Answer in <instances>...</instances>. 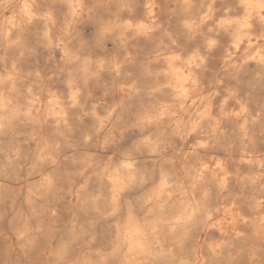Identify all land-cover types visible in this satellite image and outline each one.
I'll return each mask as SVG.
<instances>
[{
	"label": "clouds",
	"instance_id": "1",
	"mask_svg": "<svg viewBox=\"0 0 264 264\" xmlns=\"http://www.w3.org/2000/svg\"><path fill=\"white\" fill-rule=\"evenodd\" d=\"M0 264H264V0H0Z\"/></svg>",
	"mask_w": 264,
	"mask_h": 264
}]
</instances>
